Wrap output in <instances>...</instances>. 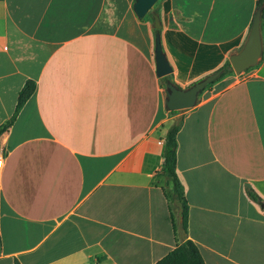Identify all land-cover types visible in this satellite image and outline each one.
Instances as JSON below:
<instances>
[{
	"label": "crops",
	"instance_id": "1",
	"mask_svg": "<svg viewBox=\"0 0 264 264\" xmlns=\"http://www.w3.org/2000/svg\"><path fill=\"white\" fill-rule=\"evenodd\" d=\"M0 0V264H153L184 239L204 264H264V19L258 63L170 113L154 71V28L186 88L243 44L256 0ZM176 133L186 202L163 191L161 147Z\"/></svg>",
	"mask_w": 264,
	"mask_h": 264
},
{
	"label": "water",
	"instance_id": "2",
	"mask_svg": "<svg viewBox=\"0 0 264 264\" xmlns=\"http://www.w3.org/2000/svg\"><path fill=\"white\" fill-rule=\"evenodd\" d=\"M156 0H134L132 9L136 17L141 18L149 11ZM260 9L255 11L246 38L241 47L230 53L227 57L228 63L232 71L236 74L241 73L245 69L252 67L258 63L262 55V41L260 33ZM152 17V26L155 30L153 39V60L154 71L157 77H162L170 73L171 67L162 52L158 30L160 23L157 15L149 11ZM221 70L213 71L201 79L193 82L186 88H179L176 85L167 82L164 86V106L168 111L181 110L192 107L197 99L198 93L210 82L214 81ZM174 203L178 206V217L176 230L180 240L184 239V231L181 228L180 205L175 200Z\"/></svg>",
	"mask_w": 264,
	"mask_h": 264
},
{
	"label": "trees",
	"instance_id": "3",
	"mask_svg": "<svg viewBox=\"0 0 264 264\" xmlns=\"http://www.w3.org/2000/svg\"><path fill=\"white\" fill-rule=\"evenodd\" d=\"M260 9V21L264 19V0H256V11ZM221 70L218 77L207 84L199 93L200 95L205 89L212 85L225 75L231 74L232 69L228 61H225L219 68ZM217 69V70H218ZM248 69V68H247ZM160 85L164 88L167 82L174 84L170 78V74L158 77ZM175 85V84H174ZM34 82L27 80L18 92L16 104L12 115L0 124V134L6 130L11 124L22 104L29 98L34 91ZM178 87V86H177ZM197 95V96H198ZM170 113L178 112V110L169 111ZM180 126V120L173 121L164 134V139L161 147L162 164L160 171L168 181V188L164 189L163 193L169 203L177 201L180 205L181 228L185 231L186 228V202L182 192V186L175 174V149H176V133ZM247 196L258 203L264 211V200L256 195V193L248 186L245 187ZM14 264H18L15 262ZM153 264H204L202 257L192 241L184 239L178 243L173 249L167 252L163 257L155 261Z\"/></svg>",
	"mask_w": 264,
	"mask_h": 264
},
{
	"label": "built area",
	"instance_id": "4",
	"mask_svg": "<svg viewBox=\"0 0 264 264\" xmlns=\"http://www.w3.org/2000/svg\"><path fill=\"white\" fill-rule=\"evenodd\" d=\"M2 167V158L0 157V168Z\"/></svg>",
	"mask_w": 264,
	"mask_h": 264
},
{
	"label": "rangeland",
	"instance_id": "5",
	"mask_svg": "<svg viewBox=\"0 0 264 264\" xmlns=\"http://www.w3.org/2000/svg\"><path fill=\"white\" fill-rule=\"evenodd\" d=\"M246 70V69H245ZM182 110V109H181ZM179 111V110H178ZM175 119H177V118H174V121H176Z\"/></svg>",
	"mask_w": 264,
	"mask_h": 264
}]
</instances>
